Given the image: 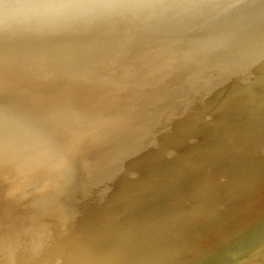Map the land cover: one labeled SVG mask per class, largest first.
I'll return each mask as SVG.
<instances>
[{
  "label": "water",
  "instance_id": "95a60500",
  "mask_svg": "<svg viewBox=\"0 0 264 264\" xmlns=\"http://www.w3.org/2000/svg\"><path fill=\"white\" fill-rule=\"evenodd\" d=\"M19 3L0 264H264V0Z\"/></svg>",
  "mask_w": 264,
  "mask_h": 264
},
{
  "label": "clouds",
  "instance_id": "9594fccd",
  "mask_svg": "<svg viewBox=\"0 0 264 264\" xmlns=\"http://www.w3.org/2000/svg\"><path fill=\"white\" fill-rule=\"evenodd\" d=\"M19 4V0H0V19L9 14L15 15L16 6Z\"/></svg>",
  "mask_w": 264,
  "mask_h": 264
}]
</instances>
